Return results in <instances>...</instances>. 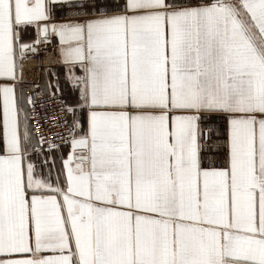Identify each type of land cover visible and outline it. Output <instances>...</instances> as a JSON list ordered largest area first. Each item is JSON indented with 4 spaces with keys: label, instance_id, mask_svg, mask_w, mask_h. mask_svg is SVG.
Masks as SVG:
<instances>
[{
    "label": "snow or ice",
    "instance_id": "1",
    "mask_svg": "<svg viewBox=\"0 0 264 264\" xmlns=\"http://www.w3.org/2000/svg\"><path fill=\"white\" fill-rule=\"evenodd\" d=\"M0 102V264H264V0H0Z\"/></svg>",
    "mask_w": 264,
    "mask_h": 264
},
{
    "label": "built area",
    "instance_id": "2",
    "mask_svg": "<svg viewBox=\"0 0 264 264\" xmlns=\"http://www.w3.org/2000/svg\"><path fill=\"white\" fill-rule=\"evenodd\" d=\"M41 50L38 54L33 55L26 62L25 77L29 83L40 82L42 73L49 68L56 67L55 52L52 45H40ZM34 64V65H32ZM42 89L37 87L28 91V95L33 92H41ZM64 97L57 93L54 96L38 95L36 96V105L31 113L34 117L31 120V126L37 137H44V148L47 150L48 145L66 144L69 139V131L64 112Z\"/></svg>",
    "mask_w": 264,
    "mask_h": 264
},
{
    "label": "crops",
    "instance_id": "3",
    "mask_svg": "<svg viewBox=\"0 0 264 264\" xmlns=\"http://www.w3.org/2000/svg\"><path fill=\"white\" fill-rule=\"evenodd\" d=\"M53 50L55 52V59L57 57V52L55 51L54 47H53ZM57 73H59L61 75V77L63 78V75L65 74L64 73V70L62 69V66L61 65H58L56 64V67L54 68H49ZM48 77L45 76V71L42 73L41 75V78H40V83L43 84L44 80L47 79ZM54 79V77H53ZM62 84H63V79H62ZM69 89H71V85L70 84H67V85H64V95H65V99H71L70 95H68V91ZM61 94V93H60ZM0 116H2V102H0ZM62 150L67 152L68 149L67 147H65V145L62 146ZM61 161L59 159V154H56V170H59V168L61 167Z\"/></svg>",
    "mask_w": 264,
    "mask_h": 264
},
{
    "label": "trees",
    "instance_id": "4",
    "mask_svg": "<svg viewBox=\"0 0 264 264\" xmlns=\"http://www.w3.org/2000/svg\"><path fill=\"white\" fill-rule=\"evenodd\" d=\"M63 95V97H64V99H65V95L64 94H62Z\"/></svg>",
    "mask_w": 264,
    "mask_h": 264
},
{
    "label": "bare ground",
    "instance_id": "5",
    "mask_svg": "<svg viewBox=\"0 0 264 264\" xmlns=\"http://www.w3.org/2000/svg\"><path fill=\"white\" fill-rule=\"evenodd\" d=\"M32 65H34V64H32Z\"/></svg>",
    "mask_w": 264,
    "mask_h": 264
}]
</instances>
